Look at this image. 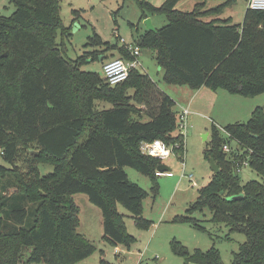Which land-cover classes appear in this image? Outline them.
Here are the masks:
<instances>
[{"label": "trees", "instance_id": "trees-1", "mask_svg": "<svg viewBox=\"0 0 264 264\" xmlns=\"http://www.w3.org/2000/svg\"><path fill=\"white\" fill-rule=\"evenodd\" d=\"M7 1L15 10L0 15V150L12 169L0 166V178L12 179L14 189L0 196V264H19L26 248H31L28 264H76L90 257L95 248L77 232L75 194L86 195L100 209L102 238L109 245H129L133 238L116 205L130 213L137 228L148 230L152 224L142 214L148 194L128 179L124 168L149 177L157 194L160 162L143 155L140 145L161 140L174 155L184 153L175 102L136 68L115 86L98 73L81 70L86 61L104 64L106 53L133 60L123 45L95 35L91 43L99 50L76 60L64 57L57 41L59 33H67L60 0ZM179 1L155 7L137 0L141 19L157 15L167 21L132 44L153 50L163 81L193 91L204 87L244 98L264 95V11L246 8L242 22L233 24L217 16L235 1L210 9L203 1L190 12L176 9ZM96 101L110 108L98 111ZM223 130L229 138L212 126L203 152L219 172L198 191L186 216L174 222L206 232L193 215L207 209L210 223L245 237L231 264H264L263 108ZM231 141L240 153L222 151ZM23 153L29 157L25 175L17 172ZM245 160L261 182L240 183L235 168ZM39 164L53 166V172L41 177ZM237 195L242 199L229 200ZM170 248L184 264H223L214 248L190 253L177 241Z\"/></svg>", "mask_w": 264, "mask_h": 264}, {"label": "rangeland", "instance_id": "rangeland-1", "mask_svg": "<svg viewBox=\"0 0 264 264\" xmlns=\"http://www.w3.org/2000/svg\"><path fill=\"white\" fill-rule=\"evenodd\" d=\"M144 1L159 7L166 0ZM203 1H205V9L221 5L208 0H180L176 9L181 12H190L195 5ZM245 9L246 2L236 0L225 6L217 17L230 18L233 24H239L243 20ZM14 10V6L7 0H0L1 16H10ZM76 11L78 15L74 13ZM59 15L67 33L65 35L59 33L57 41L62 55L70 60H76L82 55L99 50L100 48L91 43L95 35L103 42L121 46L123 43L134 44L146 31L145 19H141L137 0H60ZM166 24L167 21L163 16H154V26L152 25L154 29H159ZM102 56L107 60L114 58L127 60L117 52L106 53ZM137 62V70L142 74H147L157 87L176 103L173 109L175 113L178 114L182 109L190 111L186 130L182 132L184 153L176 154L179 157L172 154L165 161L163 165L172 171L173 177L163 176L155 179L158 186L155 196L151 191L152 183L149 177L132 168H124L128 179L148 194L142 202V214L152 224L148 230L137 228L130 213L116 205L117 212L123 217L126 233L133 238L129 245L122 244L116 248L109 245L102 238L100 209L93 205L84 194L72 196L73 203L78 207L77 232L95 248L90 257L76 264H101V261L105 264H184L182 258L171 252L170 243L172 241L181 243L190 253L196 249L202 252L211 248L217 249L223 264H231L233 254L237 253L239 245L245 242L243 235L230 234L228 227L210 223L211 215L207 209L193 215V218L206 229V232L196 230L187 224L175 223L174 220L186 216V210L196 200L198 191L205 187L213 176L209 161L203 157V152L209 145L212 126L219 130L230 124L245 123L256 107L264 110V95L244 98L220 90L214 97L215 101L212 105L207 102L206 96L189 105L194 91L185 86L166 84L163 81V71L156 63L153 50L140 48ZM102 66L103 63L100 61H86L81 70L95 72L102 77ZM204 91L211 92L208 89ZM95 103L100 108L110 107L105 102ZM231 147L235 149V144L231 143ZM20 157L17 172L25 175L28 170L26 161H29V157L27 153L21 154ZM182 163L185 164L184 174L192 175V180L183 175ZM0 166L12 169V166L4 163L1 154ZM38 170L40 176L43 177L53 172V166L39 164ZM238 176L242 185L253 180L262 181L261 177L248 166L242 167ZM11 180L0 178L1 197L14 189L8 182ZM30 253L31 248L24 249L23 258L19 264H28L27 259Z\"/></svg>", "mask_w": 264, "mask_h": 264}, {"label": "built area", "instance_id": "built-area-1", "mask_svg": "<svg viewBox=\"0 0 264 264\" xmlns=\"http://www.w3.org/2000/svg\"><path fill=\"white\" fill-rule=\"evenodd\" d=\"M214 3H227L230 1H236V0H208ZM246 8L250 10H256V11H264V0H247L246 1ZM125 49L129 52V55L133 58L131 61H127L121 58H114L106 61L102 66V78L105 80L107 84L110 86H115L118 84L123 83L127 80L129 75V70L132 68L138 67L137 57L140 54V49L138 47H135L133 45H126L122 44ZM190 115V111L188 109H182L177 114V124L178 129L182 134L183 131L186 130L187 127V120L188 116ZM219 131L222 132V134L229 138V134L225 132L222 128H219ZM231 143L235 144V149L231 147ZM184 144V141H183ZM140 151L143 155L152 157L154 159H157L160 162V165H163L165 161H167L171 155L173 154L172 148L167 146L164 142L161 140H154L152 142H145L140 145ZM222 151L226 154H230L232 152L238 154L239 147L236 142L231 141L224 143L222 146ZM0 154H2V151L0 150ZM182 162V161H181ZM248 166V162L245 160L241 163V165H236L235 173L239 174L242 167ZM185 164L182 163V172L185 177H187L189 180H192V175H185ZM156 177H173L172 171L169 169L167 171H158L156 169L155 171Z\"/></svg>", "mask_w": 264, "mask_h": 264}, {"label": "crops", "instance_id": "crops-1", "mask_svg": "<svg viewBox=\"0 0 264 264\" xmlns=\"http://www.w3.org/2000/svg\"><path fill=\"white\" fill-rule=\"evenodd\" d=\"M177 7V6H176ZM245 12V11H244ZM244 15V14H243ZM149 20H150V22H151V24L154 26V15L152 16V15H149L148 17H147ZM240 24V23H239ZM163 27V26H162ZM160 29V28H159ZM156 30H158V29H156ZM163 71V70H162ZM151 79V78H150ZM152 80V79H151ZM154 82V81H153ZM158 89L160 90V88L158 87ZM204 89H206V88H204V87H202V88H200L199 90H196V91H194L193 92V94H192V96H191V98H190V104L189 105H191L192 103H194L196 100H198V99H200V98H205V96H206V98H207V102H209L211 105H212V103L215 101V98L214 97H216V95H217V93H218V91L217 92H205L204 91ZM161 91V90H160ZM210 91V90H209ZM162 92V91H161ZM162 93H164V92H162ZM211 93V94H210ZM165 94V93H164ZM172 99V98H171ZM97 102V101H96ZM100 102H102V101H100ZM176 104V103H175ZM95 107H96V109L98 110V111H101V110H104V109H108V108H105V107H102V108H100L99 107V105H97L96 103H95ZM110 108V107H109ZM140 108H144L143 106L142 107H140Z\"/></svg>", "mask_w": 264, "mask_h": 264}, {"label": "water", "instance_id": "water-1", "mask_svg": "<svg viewBox=\"0 0 264 264\" xmlns=\"http://www.w3.org/2000/svg\"><path fill=\"white\" fill-rule=\"evenodd\" d=\"M144 24L146 27V31H151V32L156 31V29L153 28V26H152V24L148 18L144 20ZM35 154H37V153H35ZM209 163H210V167H211L213 174H217L219 172V168L216 166V164L212 160H210ZM157 170L163 172V171L169 170V168L166 167L165 165H159L157 167ZM242 197H243L242 195H237V196H233V197L229 198V200L230 201H236V200L242 199Z\"/></svg>", "mask_w": 264, "mask_h": 264}]
</instances>
